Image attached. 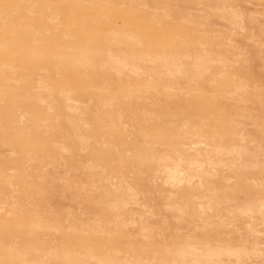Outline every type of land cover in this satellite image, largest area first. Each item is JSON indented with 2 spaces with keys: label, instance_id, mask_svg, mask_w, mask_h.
Here are the masks:
<instances>
[{
  "label": "rangeland",
  "instance_id": "rangeland-1",
  "mask_svg": "<svg viewBox=\"0 0 264 264\" xmlns=\"http://www.w3.org/2000/svg\"><path fill=\"white\" fill-rule=\"evenodd\" d=\"M33 49L0 72V264H264V0H0V56Z\"/></svg>",
  "mask_w": 264,
  "mask_h": 264
},
{
  "label": "bare ground",
  "instance_id": "bare-ground-1",
  "mask_svg": "<svg viewBox=\"0 0 264 264\" xmlns=\"http://www.w3.org/2000/svg\"><path fill=\"white\" fill-rule=\"evenodd\" d=\"M34 6V5H33ZM17 11V10H16ZM17 13V12H16ZM15 15V14H14ZM55 16V15H54ZM53 16V17H54ZM10 17V16H9ZM3 23V22H2ZM54 23V22H53ZM27 29V28H26ZM21 30V29H20ZM114 35V34H113ZM131 39V38H130ZM13 41H17V40H13ZM113 42V41H112ZM132 42H133V40H132ZM12 43H14V42H11V44ZM37 43V42H36ZM134 43V42H133ZM10 44V45H11ZM135 44H137V43H134V45ZM3 46H5V45H7V46H9V42H5V43H3L2 44ZM25 49V48H24ZM25 50H27V48L25 49ZM32 51V53H34V54H31V56L28 58V57H14V56H0V72H22L23 70H26L28 67H29V69L33 66V64H34V61L36 60V57H35V49H33V50H31ZM70 51H72V49H70ZM203 53V52H202ZM29 54V53H28ZM204 54V53H203ZM106 55H107V58H108V60L107 61H110L109 63H111L115 68H117L116 70H120L121 68H124L123 69V71L125 70L126 71V69L128 70V71H130V73H132V72H134V73H136V71L137 72H139L138 70H140V68L139 67H137L136 65H133V64H127V62H125V57L123 58V57H120V54H119V56H118V54L116 55V54H114L112 51H107L106 52ZM189 55V54H188ZM205 55H207V54H205ZM209 55V54H208ZM196 56V55H195ZM68 57V55L66 54V53H64V52H62L61 54H57V55H54L53 57H52V60H53V62H59L61 59H63V58H67ZM106 57V56H105ZM187 56H184V58L185 59H187L186 58ZM106 58V59H107ZM194 58V57H193ZM205 58V57H204ZM204 58H201V57H195L194 58V61L195 62H193V61H191V62H193V65L191 64V69H194L193 71L194 72H207L208 70H210L209 68L211 67V64H212V62H214V60H212L211 59V57H209V56H207L206 57V59H204ZM68 59V58H67ZM148 59H150V57H148ZM157 60H158V57H157ZM167 59H165L164 61H166ZM191 60H192V58H191ZM160 61V60H159ZM190 61V60H189ZM143 62H147V63H149V64H151L152 65V67H153V64H154V62H155V60H152V59H150V60H143ZM179 62V61H178ZM178 62H176V64L175 63H173L172 65H166L167 66V68H169V66H170V68L171 69H175V74H178V72L180 73V72H192L191 70H190V68L188 69L183 63H178ZM217 62H221V63H223V59H222V57H218V60H217ZM106 63V62H105ZM109 63H107V64H109ZM146 63V64H147ZM165 63H167V62H165ZM145 64V63H144ZM105 65L106 64H104L103 63V65H102V67H105ZM219 65H221V64H219ZM223 65V64H222ZM163 66H165V65H163ZM165 66V67H166ZM193 66V67H192ZM102 67H100L101 68V70H103V68ZM149 67V66H148ZM147 67V68H148ZM173 67V68H172ZM100 68H99V70H100ZM169 68V69H170ZM143 70H144V68H142ZM141 69V71H143ZM154 69V68H153ZM152 69V70H153ZM224 69V68H223ZM53 70V69H52ZM147 70V69H146ZM150 69H148V71H149ZM152 70H150L151 72H152ZM168 70V69H167ZM225 70V69H224ZM112 71V70H111ZM122 71V70H121ZM41 72V71H40ZM101 72V71H100ZM115 72V71H114ZM127 72V71H126ZM150 72V73H151ZM168 72V71H167ZM169 72H170V70H169ZM177 72V73H176ZM43 73V72H42ZM141 73V72H140ZM190 73H189V75L188 76H191L190 75ZM133 74V73H132ZM137 74H139V73H137ZM137 74H135V76L137 75ZM154 74V73H153ZM152 74V75H153ZM169 74V73H168ZM174 74V73H173ZM187 74L188 73H186V76H187ZM193 74V73H192ZM201 74V73H200ZM149 75V74H148ZM166 75V74H165ZM172 75V74H171ZM185 75V74H184ZM223 75V74H222ZM121 76V75H120ZM138 76V75H137ZM194 76V75H193ZM196 77L198 76V77H200L199 75H195ZM38 77V76H37ZM57 77V76H56ZM144 77V76H143ZM153 77V76H152ZM168 77V76H167ZM166 77V78H167ZM175 77H176V75H175ZM195 77V79L196 80H200V79H198V77L196 78ZM203 77V76H202ZM170 79L172 78V77H169ZM182 78V77H181ZM201 78V77H200ZM205 78V77H204ZM149 79V78H148ZM191 79V78H190ZM213 79V78H212ZM174 80L176 81V79L174 78ZM185 80H186V78H185ZM215 80V79H214ZM49 81V80H48ZM184 81V80H183ZM191 81H192V79H191ZM192 83V82H191ZM190 83V84H191ZM45 84V83H44ZM208 84H210V83H208ZM2 85V84H1ZM217 85V84H216ZM41 86V85H40ZM208 86V85H207ZM1 88H3V87H1ZM100 88V87H99ZM174 89V88H173ZM99 90V89H98ZM155 90V89H154ZM170 90V89H169ZM168 90V91H169ZM46 91V90H45ZM53 91V90H52ZM153 91V90H152ZM47 92V91H46ZM102 92V91H101ZM173 92V91H172ZM47 94V93H46ZM192 94V93H191ZM48 95H50V93L48 94ZM100 95V94H99ZM61 96V95H60ZM65 96V95H64ZM5 97V96H4ZM3 97V98H4ZM42 96H40L39 98H41ZM48 97V96H47ZM68 97V96H67ZM2 98V97H1ZM2 98V100L1 101H3V100H5L6 98H4L3 99ZM48 98H50V97H48ZM52 98V97H51ZM35 99V98H34ZM60 99H62V98H60ZM8 100V99H7ZM55 100V99H54ZM54 100L52 101L53 103H54ZM65 100V102L67 103V101H66V98L64 99ZM71 100V99H70ZM0 101V102H1ZM36 101V100H35ZM10 102V101H9ZM37 102H39V100L37 101ZM41 102V101H40ZM49 102V101H48ZM104 102V101H103ZM5 103H6V101H5ZM8 103V102H7ZM12 103H13V101H12ZM52 103V104H53ZM56 103H57V101H56ZM55 103V104H56ZM1 104V103H0ZM46 104H48L47 103V101H46ZM51 104V105H52ZM55 104H53V105H55ZM79 104V103H78ZM14 105H15V103H14ZM50 105V104H49ZM49 105H48V107H49ZM51 105H50V107H51ZM58 105H59V103H58ZM64 104H61V107L63 106ZM67 105V104H66ZM74 105V104H73ZM89 105V104H88ZM84 106V105H83ZM12 107V106H11ZM47 107V106H46ZM58 107V106H57ZM67 107V106H66ZM63 108H65V105H64V107ZM46 109V108H45ZM50 109V108H49ZM53 110V109H52ZM66 110V109H65ZM49 111V110H48ZM69 111H72L73 113V115H74V111H73V109L72 110H69ZM78 111V110H77ZM76 111V112H77ZM59 112V111H58ZM84 112H85V110H84ZM76 114V113H75ZM65 117H66V115H65ZM69 118H71V117H69ZM97 118V117H96ZM80 123V122H79ZM202 123H204V122H202ZM68 124H69V122H68ZM20 125V124H19ZM21 126V125H20ZM70 126V125H69ZM181 126H182V124H181ZM86 128V127H85ZM185 128V127H184ZM38 130H39V128H37ZM70 129V128H69ZM76 129V128H75ZM87 129V128H86ZM77 130V129H76ZM29 131H30V129H29ZM194 131V130H193ZM32 134V133H31ZM28 135V134H27ZM69 136V135H68ZM83 137V136H82ZM147 137V136H146ZM145 137V138H146ZM75 138H77V137H75ZM84 138V137H83ZM82 138V139H83ZM89 138V137H88ZM215 138V137H214ZM202 139V138H201ZM211 139H212V137H211ZM210 139V140H211ZM85 140V139H84ZM88 140V139H87ZM178 140V139H177ZM205 140V139H204ZM9 141V140H8ZM76 141V140H75ZM79 141V140H78ZM86 141V140H85ZM82 142H83V140H82ZM81 142V143H82ZM55 143H57V142H54V143H51V144H53V146H54V144ZM88 143V142H87ZM79 144V143H78ZM86 144V143H82L81 145H80V147L82 146H84V145ZM214 144V143H213ZM242 144V143H241ZM61 147V146H60ZM63 147V146H62ZM86 147V146H85ZM196 147H197V145H196ZM57 148H58V145H57ZM186 148V147H185ZM80 149V148H79ZM51 150V149H50ZM208 150V149H207ZM244 151L246 150L245 148L243 149ZM211 151V150H210ZM237 151H239V150H232L231 151V153L232 152H237ZM241 151H242V149H241ZM4 152V151H3ZM227 152V151H226ZM247 152H249L248 151V148H247ZM213 153V152H212ZM215 153V152H214ZM246 153V152H245ZM7 154V153H6ZM11 154V153H10ZM164 154V153H163ZM216 154V153H215ZM214 154V155H215ZM204 155V154H203ZM209 155V154H208ZM224 155H226V154H224ZM243 155V157L244 156H247L246 154H242ZM254 155V154H253ZM248 157V156H247ZM247 157H246V159H247ZM183 158V157H182ZM220 158V157H219ZM245 158V157H244ZM251 158V157H250ZM195 159V158H194ZM214 159V158H213ZM217 159V158H216ZM249 159V158H248ZM253 159V158H252ZM251 159V160H252ZM60 160V159H59ZM161 160V159H160ZM163 160V159H162ZM169 161V160H168ZM255 161V160H254ZM60 163H61V160L59 161ZM164 162H166V160L164 161ZM258 162V161H257ZM162 163V162H161ZM168 163V162H167ZM170 163V162H169ZM208 163V162H207ZM229 163V162H228ZM234 163H235V161H234ZM157 164V163H156ZM177 164V163H176ZM186 164V163H185ZM195 164H197V163H195ZM210 164H211V162H210ZM210 164L208 165V168H209V166H210ZM229 164H231V163H229ZM169 165V164H168ZM206 165V166H207ZM178 166V165H177ZM196 167L197 166H199V167H202L201 165H195ZM164 167V166H163ZM191 167V166H190ZM211 167V166H210ZM173 168V167H172ZM180 168V167H179ZM178 168V169H179ZM189 168V167H188ZM198 168V167H197ZM88 169V168H87ZM164 169V168H163ZM162 169V170H163ZM194 169L195 168H193L192 170L194 171ZM204 169V168H203ZM64 170V169H63ZM200 170V168L198 169V171ZM54 171V170H53ZM83 171V170H82ZM170 171V170H169ZM187 171V170H186ZM164 172V171H163ZM200 172L201 171H199V172H197V173H199L200 174ZM204 172V171H203ZM11 173V172H10ZM176 173H177V171H176ZM176 173H173V175L172 176H170L169 178L172 180H174L176 177L174 176V174H176ZM194 173H196V172H194ZM192 174V173H191ZM199 174H197V175H199ZM203 174H205V173H203ZM162 175H164V174H162ZM161 175V176H162ZM212 175H214V173L212 172L211 173V175L209 176V177H211ZM165 176V175H164ZM246 176V175H245ZM69 177V176H68ZM180 177V176H179ZM196 177V176H195ZM208 177V178H209ZM74 178V177H73ZM168 178V179H169ZM208 178H206V179H208ZM212 178H213V176H212ZM211 178V179H212ZM61 179V178H60ZM60 179H59V181H60ZM68 179V178H67ZM167 179V180H168ZM178 179V178H177ZM176 179V180H177ZM210 179V178H209ZM165 180H166V178H165ZM180 180V179H179ZM214 180H215V178H214ZM61 181H62V179H61ZM66 181V180H65ZM64 181V182H65ZM71 181H72V179H71ZM175 181V180H174ZM187 181V180H186ZM191 181V180H190ZM212 181V180H211ZM57 182V181H56ZM167 182V181H166ZM205 182H207V181H205ZM208 183L210 184L211 182H209L208 181ZM106 184V183H105ZM208 184V185H209ZM4 185H6V184H4ZM211 185V184H210ZM1 186V185H0ZM7 186V185H6ZM84 186V185H83ZM91 186H92V184H91ZM172 186V185H171ZM185 186V185H184ZM94 187V186H93ZM194 187V186H193ZM192 187V188H193ZM210 187V186H209ZM5 188V187H4ZM3 188V189H4ZM10 189V188H9ZM83 189V188H82ZM130 189V188H129ZM161 189H162V186H161ZM175 189H176V187H175ZM191 189V188H190ZM209 189V188H208ZM8 190V189H7ZM90 190V189H89ZM93 190V189H92ZM103 190H105V189H103ZM108 192V191H107ZM118 192V191H117ZM134 191H132V193H133ZM89 193V192H88ZM115 193V192H114ZM136 193V192H135ZM89 194H91V193H89ZM108 194V193H107ZM11 195H13V194H11ZM81 195V194H80ZM83 196V195H82ZM124 196V195H123ZM128 196H130V195H128ZM170 196V195H169ZM131 198L133 197L132 195L130 196ZM135 197H137V196H135ZM63 198V197H62ZM107 198H108V196H107ZM171 198V197H170ZM76 199V198H75ZM128 199V198H127ZM130 199V198H129ZM133 199V198H132ZM168 199V198H167ZM212 199V198H211ZM62 200V199H61ZM65 200V199H64ZM63 200V201H64ZM77 200V199H76ZM131 200V199H130ZM201 200H202V198H201ZM123 201V200H122ZM121 201V202H122ZM135 201V200H134ZM115 202H116V200H115ZM166 202V201H165ZM241 202V201H240ZM263 202V201H262ZM262 202H260V203H262ZM124 203V202H123ZM259 203V202H258ZM128 204V203H127ZM127 204H125V205H127ZM210 204V203H209ZM260 206H262V205H264V204H259ZM258 205V206H259ZM110 206V205H109ZM132 206V205H131ZM130 206V207H131ZM136 206V205H135ZM193 206V205H192ZM204 206V205H203ZM4 207V206H3ZM115 207L117 208V210H118V207L116 206V204H115ZM134 207V206H133ZM254 207V206H253ZM264 207V206H263ZM17 208V207H16ZM65 208V207H64ZM113 208H114V205H113ZM165 208V207H164ZM170 208V207H169ZM178 208V207H177ZM259 208H261V207H259ZM256 209V211L257 210H260V209ZM233 209V208H232ZM252 209V208H251ZM231 210V209H230ZM254 209H252V211H253ZM263 210H264V208H263ZM114 211V210H113ZM150 211V210H149ZM171 211H172V209H171ZM177 211V210H176ZM179 211V210H178ZM201 211V210H200ZM208 211V210H207ZM238 211H239V209H238ZM251 211V212H252ZM261 211H262V209H261ZM169 212H170V210H169ZM222 212H224V211H222ZM233 212V211H232ZM240 212H241V210H240ZM243 212H244V210H243ZM248 212V211H247ZM255 212V210L253 211V213ZM257 212H259V211H257ZM256 212V213H257ZM246 213V212H245ZM260 214H262V212H259ZM146 214H148V213H146ZM229 214V213H228ZM232 214V213H231ZM149 215H151V214H149ZM227 215V214H226ZM233 215V214H232ZM152 216V215H151ZM216 216V215H215ZM1 217V216H0ZM219 217H221V216H219ZM224 217V216H223ZM234 217V216H233ZM247 217V216H246ZM260 217H262V215L260 216ZM153 217H151V219H152ZM235 218V217H234ZM140 219V218H139ZM142 219V218H141ZM116 220V219H115ZM114 220V221H115ZM138 220V219H137ZM262 220V219H261ZM117 221V220H116ZM119 221V220H118ZM140 221V220H139ZM140 223V222H139ZM230 223V222H229ZM97 224V223H96ZM224 224V223H223ZM108 225V224H107ZM132 225V224H131ZM136 225V224H135ZM130 226V225H129ZM251 226V225H250ZM104 227H106V225L104 226ZM108 227V226H107ZM65 228V227H64ZM38 229V228H37ZM57 229H59V228H57ZM104 229V228H103ZM17 230H19L18 228H17ZM247 230V229H246ZM67 231V230H66ZM141 231V230H140ZM55 232H57V231H55ZM254 232V231H253ZM249 233V232H248ZM30 234V233H29ZM250 234V233H249ZM166 235V234H165ZM189 236V235H188ZM29 237V236H28ZM143 238V237H142ZM56 244V243H55ZM16 245V244H15ZM60 245V244H59ZM61 246V245H60ZM8 247H10V246H8ZM54 247V246H53ZM59 247V246H58ZM58 247H56V248H58ZM55 248V249H56ZM191 248V247H190ZM14 249V248H13ZM16 249V248H15ZM21 249V248H20ZM52 249V248H51ZM171 249V248H170ZM53 250H54V248H53ZM192 250V249H191ZM218 250V249H217ZM21 251V250H20ZM51 251V250H50ZM188 251V250H187ZM253 251V250H252ZM220 252H221V250L219 251V252H211V251H199V250H197V252H196V254H197V256H199L200 258L201 257H204V258H201V259H205V258H207V259H209V260H211L212 258H216V257H218L219 258V256L221 255L220 254ZM225 252V251H224ZM244 252V251H243ZM17 253V252H16ZM171 253V252H170ZM169 253V254H170ZM229 254H230V252H228ZM227 253V254H228ZM254 253V252H253ZM22 254V253H21ZM20 254V255H21ZM85 254V253H84ZM179 255H180V253H178ZM228 254V255H229ZM232 254V256H235L238 260H240V258L241 257H239V255L241 254V253H236L235 251H234V253H231ZM247 254H249V252H247ZM255 254H256V252H255ZM258 254V253H257ZM23 255V254H22ZM76 255H79V254H76ZM90 254L88 253V256H89ZM186 255V254H185ZM245 255V254H244ZM24 256V255H23ZM33 256V258L35 259V255H32ZM32 256H31V259H33L32 258ZM46 256V255H45ZM44 256V257H45ZM47 256H48V254H47ZM82 256V255H81ZM194 256H195V254H194ZM222 256V255H221ZM22 257V256H21ZM66 256H64V258H61V259H66L65 258ZM92 257V256H91ZM120 257V256H119ZM155 257V256H154ZM199 257H197L198 258V260H199V262L201 261L200 260V258ZM230 257V256H229ZM239 257V258H238ZM247 257V256H246ZM256 257H257V255H256ZM23 258V257H22ZM117 258V257H116ZM218 258H216V260L218 261V263H219V260H218ZM223 258H224V256H223ZM226 258V257H225ZM30 259V258H29ZM33 259V260H34ZM89 259V258H88ZM95 259V258H94ZM93 259V260H94ZM154 259V258H153ZM228 259V258H227ZM248 259V258H247ZM22 260H24V259H22ZM36 260V259H35ZM35 260L33 261V263L35 262ZM38 260V259H37ZM36 260V261H37ZM117 260V259H116ZM115 260V261H116ZM181 260V259H180ZM29 261H31V260H29ZM38 261H40V260H38ZM56 261V260H55ZM66 261V260H65ZM118 261V260H117ZM150 261V260H149ZM165 261V260H164ZM205 261V260H204ZM212 261V260H211ZM216 261V262H217ZM27 262V261H26ZM61 262H63L62 260H61ZM168 262V261H167ZM193 262V261H192ZM198 262V261H197ZM198 262V263H199ZM238 262V261H237ZM30 263V262H29ZM32 263V264H33ZM38 264H39V262H37ZM95 262L93 261V264H94ZM195 263H196V260H195ZM208 263V262H207ZM218 263H216V264H218ZM23 264V263H22ZM31 264V263H30ZM41 264V263H40ZM65 264V263H64ZM95 264H97V263H95ZM100 264V263H99ZM194 264V263H193ZM197 264V263H196ZM205 264V263H204Z\"/></svg>",
  "mask_w": 264,
  "mask_h": 264
}]
</instances>
